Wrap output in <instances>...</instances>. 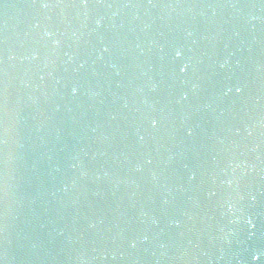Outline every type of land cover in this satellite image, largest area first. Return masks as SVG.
<instances>
[{"label": "water", "instance_id": "water-1", "mask_svg": "<svg viewBox=\"0 0 264 264\" xmlns=\"http://www.w3.org/2000/svg\"><path fill=\"white\" fill-rule=\"evenodd\" d=\"M0 264H264V0H0Z\"/></svg>", "mask_w": 264, "mask_h": 264}, {"label": "snow or ice", "instance_id": "snow-or-ice-1", "mask_svg": "<svg viewBox=\"0 0 264 264\" xmlns=\"http://www.w3.org/2000/svg\"><path fill=\"white\" fill-rule=\"evenodd\" d=\"M177 55H179V53H177Z\"/></svg>", "mask_w": 264, "mask_h": 264}]
</instances>
